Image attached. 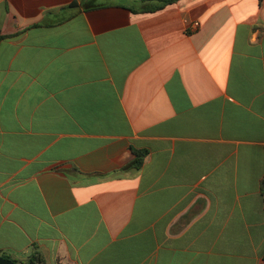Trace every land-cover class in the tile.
I'll return each mask as SVG.
<instances>
[{"label": "crops", "instance_id": "0c3cea01", "mask_svg": "<svg viewBox=\"0 0 264 264\" xmlns=\"http://www.w3.org/2000/svg\"><path fill=\"white\" fill-rule=\"evenodd\" d=\"M162 1L0 0L1 254L264 264V0Z\"/></svg>", "mask_w": 264, "mask_h": 264}, {"label": "trees", "instance_id": "16d2710c", "mask_svg": "<svg viewBox=\"0 0 264 264\" xmlns=\"http://www.w3.org/2000/svg\"><path fill=\"white\" fill-rule=\"evenodd\" d=\"M140 1H148V0H140ZM172 2L173 0L162 1V4H160L159 6L153 7V9H161L165 7L167 4H170ZM2 39H3V36H1L0 34V41ZM145 155H146L145 152H136V156H137L136 159L131 164L128 165L127 169L141 167V165L144 162ZM263 187H264V180H263ZM0 257L10 259L17 264H46L40 253L35 254L34 256H32L30 259L26 261H17L7 256L6 254H1V253H0Z\"/></svg>", "mask_w": 264, "mask_h": 264}, {"label": "water", "instance_id": "95a60500", "mask_svg": "<svg viewBox=\"0 0 264 264\" xmlns=\"http://www.w3.org/2000/svg\"><path fill=\"white\" fill-rule=\"evenodd\" d=\"M0 264H17L14 261L0 257Z\"/></svg>", "mask_w": 264, "mask_h": 264}, {"label": "built area", "instance_id": "2783aa9c", "mask_svg": "<svg viewBox=\"0 0 264 264\" xmlns=\"http://www.w3.org/2000/svg\"><path fill=\"white\" fill-rule=\"evenodd\" d=\"M194 26H195L196 28H198V27H199V23H198V22H195V23H194Z\"/></svg>", "mask_w": 264, "mask_h": 264}]
</instances>
